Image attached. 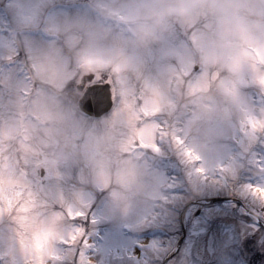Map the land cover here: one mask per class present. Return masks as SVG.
<instances>
[{"label": "rangeland", "instance_id": "rangeland-1", "mask_svg": "<svg viewBox=\"0 0 264 264\" xmlns=\"http://www.w3.org/2000/svg\"><path fill=\"white\" fill-rule=\"evenodd\" d=\"M242 2L236 0L237 4ZM145 3L146 0H0V67L16 69L14 76L23 85L34 60L56 50L65 36H71L86 50H116L118 40L128 34L131 17ZM218 3L224 11L216 15L224 20L205 17L194 22H175L161 40L131 51L129 71L133 82L159 85L163 93L161 111L154 118L159 128L151 144H137L124 151L119 143L110 141L104 129L110 113L101 118L82 114L75 107L79 93L73 87L66 96L59 74L51 87L14 102L11 118L0 125V180H30L33 191L49 203L52 212L71 208L83 213L62 220L66 235L75 228L82 232L74 242H54L55 264H73L74 260L76 264H159L174 248L181 230L179 212L166 204L181 209L192 199L232 194L253 211V221L241 220L233 202L207 204L199 210L196 205L190 206L183 214L186 236L177 254L166 264H243L244 255L239 248L249 239L251 254L260 252L257 264H264V232L255 222H264L260 211L264 198L250 188L264 186V130L252 133L247 127L248 115L264 117V85L255 78L250 58L242 59L235 72L223 58L233 52L214 53L210 60L198 59L204 26L231 27V9L221 0ZM32 10H37L35 22L24 27L19 18ZM240 22L245 23L243 19ZM101 26L109 31L101 33ZM258 43L264 44V40ZM245 46L242 38L235 53ZM75 58L70 55L73 66ZM192 64L198 66L197 70L184 75L182 69ZM202 69L216 72L217 78H200ZM212 83L223 86L230 114H210L203 120L200 134L193 135L188 124L194 111L181 100V94L186 89L203 90ZM227 88H234L235 99ZM40 108L46 110L44 119L32 115ZM204 133L212 135L210 148L200 145L199 136ZM69 136L74 144L66 149L63 142ZM176 137L182 143H177ZM186 149L199 159H191ZM108 151L114 158L136 162L141 179L158 190L150 204H137L127 212L117 207L111 188L95 174ZM151 154L165 159L174 155L165 163L170 175L150 168L154 167L150 166ZM40 167H44L42 176ZM170 189L177 191L170 193ZM157 201L160 204L154 205ZM84 220L88 221L89 232L81 239ZM156 226L165 227L172 234L160 241V234L152 237L156 234L152 227ZM144 233L151 234V238Z\"/></svg>", "mask_w": 264, "mask_h": 264}, {"label": "snow or ice", "instance_id": "snow-or-ice-1", "mask_svg": "<svg viewBox=\"0 0 264 264\" xmlns=\"http://www.w3.org/2000/svg\"><path fill=\"white\" fill-rule=\"evenodd\" d=\"M209 3L217 14L224 11L218 0H209ZM36 11L21 14L19 23L24 27L32 25ZM244 39L246 46L239 53L224 54V62L235 72L242 59L250 58L255 78L264 85V44ZM12 58L11 55L8 57L9 60ZM130 67L113 62L108 57L89 54L77 56L73 66L70 54L55 49L44 58L34 60L32 71L26 74L27 82L23 85L14 76L16 69L0 67V125L11 118L15 101L38 95L41 89L51 87L59 74L63 77L62 86L81 90L79 105L84 113L95 116L110 113L104 121L110 141L119 143L124 151L133 149L137 144H151L159 128L154 118L161 111L163 93L159 85L148 81L133 82ZM196 70L197 66L192 64L184 67L182 72L189 75ZM37 73L40 75L39 84L36 82ZM217 75L202 69L200 78H217ZM226 90L234 92V88ZM32 115L36 119H44L46 110L40 108ZM247 127L252 133L264 130V117L248 115ZM175 139L177 143H182L179 137ZM152 147L155 145L152 144ZM186 152L191 159H199L191 149H186ZM250 188L254 194L264 198V186L251 185ZM82 215V212L71 208L52 212L49 203L33 191L30 180H0V264H46L48 260H53L56 257L54 242H74L82 232V229L75 228L66 235L62 230V220L65 216Z\"/></svg>", "mask_w": 264, "mask_h": 264}, {"label": "clouds", "instance_id": "clouds-1", "mask_svg": "<svg viewBox=\"0 0 264 264\" xmlns=\"http://www.w3.org/2000/svg\"><path fill=\"white\" fill-rule=\"evenodd\" d=\"M231 9L232 24L225 28L218 24H208L203 27L202 47L198 59L210 60L212 54L224 52L235 53L242 38L253 41L264 40V0H221ZM224 20L217 17L215 8L209 0H146L130 21L126 36L118 40L116 50L90 48L83 49L71 36H65L56 50L77 57L85 54L111 58L113 62L130 65L132 50L147 48L161 40L175 22H194L201 18ZM241 19L245 21L241 24ZM98 31L107 33V27L101 26ZM40 81V75L36 76ZM232 99L236 93H232ZM181 100L192 106L194 118L189 121V129L193 135H199L201 124L210 114L227 117L230 114L229 104L224 97L223 86L212 83L200 91L186 89L181 94ZM264 111V110H262ZM202 148H210L212 135L204 133L199 136ZM74 144L72 137H66L63 146L71 148ZM107 151V150H105ZM96 178L112 190L117 207L127 212L137 204L148 205L158 195V190L146 183L140 177V170L131 159H117L109 155V151L100 161L96 170Z\"/></svg>", "mask_w": 264, "mask_h": 264}, {"label": "water", "instance_id": "water-1", "mask_svg": "<svg viewBox=\"0 0 264 264\" xmlns=\"http://www.w3.org/2000/svg\"><path fill=\"white\" fill-rule=\"evenodd\" d=\"M78 105H79V101H78ZM80 107V105H79ZM81 109V108H80ZM89 115V114H88ZM90 116H95V115H90ZM226 198H222V197H217V198H209V199H205V200H201V201H197V202H200V203H204V202H215V201H220V200H225ZM262 210H264V206L262 207ZM185 235V229L184 227H182V234H181V237L179 238V240L177 241V244L174 248V250L163 260V263L162 264H165V262L168 260V258L173 255L175 252H177L178 250V247L183 239Z\"/></svg>", "mask_w": 264, "mask_h": 264}, {"label": "trees", "instance_id": "trees-1", "mask_svg": "<svg viewBox=\"0 0 264 264\" xmlns=\"http://www.w3.org/2000/svg\"><path fill=\"white\" fill-rule=\"evenodd\" d=\"M238 179H240V177L238 178ZM236 205V207L238 208V210H239V205L238 204H235ZM235 210V209H234ZM235 212V211H234ZM236 213V215H238V217L239 218H242V219H244V220H250L249 218H248V216L240 209L239 211H238V213L237 212H235ZM167 232V235L170 237V235L172 234V232H170L169 230L168 231H166ZM250 259H249V264H255L256 262H257V260H258V255L256 254V255H252L251 257H249Z\"/></svg>", "mask_w": 264, "mask_h": 264}, {"label": "flooded vegetation", "instance_id": "flooded-vegetation-1", "mask_svg": "<svg viewBox=\"0 0 264 264\" xmlns=\"http://www.w3.org/2000/svg\"><path fill=\"white\" fill-rule=\"evenodd\" d=\"M52 263V261L51 260H48L47 262H46V264H51Z\"/></svg>", "mask_w": 264, "mask_h": 264}]
</instances>
